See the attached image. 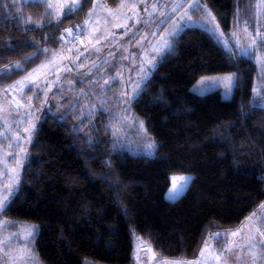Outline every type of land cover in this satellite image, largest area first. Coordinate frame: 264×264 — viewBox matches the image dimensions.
Masks as SVG:
<instances>
[{
	"label": "trees",
	"instance_id": "obj_1",
	"mask_svg": "<svg viewBox=\"0 0 264 264\" xmlns=\"http://www.w3.org/2000/svg\"><path fill=\"white\" fill-rule=\"evenodd\" d=\"M205 1L231 31L237 0ZM94 2L57 25L40 0H0V87L41 64L44 49L58 48L63 31L82 23ZM29 17L41 26L25 24ZM172 41L132 102L157 141L155 156L119 145L104 112L92 141L72 110L41 120L2 215L39 224L33 248L42 264H135L136 235L161 258H195L214 224L236 227L264 201V107L254 98V60L199 26ZM228 71L239 74L230 98L191 88L202 74ZM180 173L192 180L172 200L171 176Z\"/></svg>",
	"mask_w": 264,
	"mask_h": 264
},
{
	"label": "rangeland",
	"instance_id": "obj_2",
	"mask_svg": "<svg viewBox=\"0 0 264 264\" xmlns=\"http://www.w3.org/2000/svg\"><path fill=\"white\" fill-rule=\"evenodd\" d=\"M19 1L23 0H15ZM153 3L157 5L155 11L151 7ZM237 3L235 27L226 32L205 0H146V3L141 0H121L118 6L109 5L107 0H95L83 22L78 24L80 29H77L76 25L66 28H71L73 34L69 35L64 30L61 45L55 49L45 48L47 56L41 64L11 84L0 87V171H4L5 165L14 169L0 176V181L10 182L16 186V192L19 190L24 167L31 155L35 131L47 113L62 114L74 111L79 126L82 125L85 134L92 141L95 138L96 116L104 112L107 116L106 124L111 128L119 145L125 146L133 154L155 156L157 141L149 132L144 119L133 111L132 102L141 93L163 55L171 48L173 36L188 26L208 29L224 45L227 40L226 47H235L242 55L245 54L241 46L250 45L249 34L257 38L258 47L249 48L251 55L245 56L251 57L255 62L254 88H259L264 95V76L261 75L262 70L258 62V58L264 53V47L259 46V38L256 35L257 31L264 34V5L261 0H237ZM145 7L148 12L144 11ZM207 10H211L216 17L215 21L204 19ZM141 18L147 23H137ZM217 24L219 27L215 28ZM77 30L81 31L79 42L74 40ZM233 32L237 34L235 37L231 35ZM125 56L129 58L123 59ZM105 60L107 63H104ZM117 73L120 75L116 80L105 84L106 80ZM229 75L234 76L231 90L225 87V77ZM26 77L28 79H25ZM238 78L237 71L205 73L191 88L198 93L220 90L224 97L230 98ZM137 85L139 91L133 96ZM45 100L47 103H44ZM255 101L260 104L257 99ZM26 113L30 114L26 116ZM25 128L29 131L25 132ZM17 136L20 139L14 142ZM149 144L155 146L150 148ZM5 153L14 156L6 157ZM180 177H186L187 182L179 180ZM171 178L172 185L169 189L173 187L176 178V184L183 186L182 194L188 188L192 174H172ZM2 187L3 184L0 183V188ZM169 196L168 190L167 197ZM261 205H264V201L248 216L255 212L256 216L252 217V220L245 219L236 227L214 224L205 238L209 247L203 258L198 255L195 258L181 259L192 262L199 260L200 264H223V260L216 261L212 257L219 255L229 242L246 245L250 237H255L256 240L264 239L257 234V229L264 232V223L258 219L264 217V207ZM4 221L8 223H3ZM30 225H36L39 229L36 222L23 221L15 224L0 213V245L5 240L11 245L0 246V264H42L33 248L34 236L38 229L32 237L25 239ZM237 229H242L238 236L228 235ZM218 232L224 234L219 241L210 238V234ZM134 244L135 264H161V259L177 260L161 258L155 248L140 235H136ZM25 249L30 255H25L23 261L14 260L18 255H22L21 250ZM247 251V248L236 251L227 264H251ZM6 252L8 256H5ZM223 255L228 256V253L224 252Z\"/></svg>",
	"mask_w": 264,
	"mask_h": 264
},
{
	"label": "snow or ice",
	"instance_id": "obj_3",
	"mask_svg": "<svg viewBox=\"0 0 264 264\" xmlns=\"http://www.w3.org/2000/svg\"><path fill=\"white\" fill-rule=\"evenodd\" d=\"M86 0H40V3H42L44 5L45 8V12L47 13V15L49 17L54 18L55 22L57 23V25L59 24V22L61 21L62 17L63 18H67L72 16L73 14H75V12L81 10L82 8V4L85 3ZM142 3H146V0H141ZM13 3H15V0H13ZM261 4L264 5V0H261ZM152 10L155 11L157 5L155 3L152 4ZM191 7V6H190ZM145 12H148V8L145 7L144 9ZM149 15H151V13H149ZM163 15V13H162ZM185 16H187V12L185 13ZM183 18V17H182ZM204 19L206 21H215L216 17L211 13V10H207V15L204 17ZM53 22L52 19L46 21V23L51 24ZM25 24H33L36 25L37 27H40L41 25L38 24L36 21L32 20L31 17L28 18L27 21L24 22ZM137 23L140 24H146L147 21L143 20V18H141L140 20L137 21ZM247 24V22H245ZM77 29H80L79 25L75 26ZM219 25H215V28H218ZM65 32H67L69 35H72V29H65ZM245 32H247V27L245 28ZM221 35H223V33H221ZM231 35L233 37H235L237 34L235 32L231 33ZM257 37L259 38V46L264 47V34H261L259 31H257ZM249 39H250V45L248 47H242V51L244 52L245 55H251L249 48H257L258 47V41L257 38H253L251 37V34H249ZM225 46H227L228 42L227 40H225ZM127 49H125L126 51ZM44 51H47V49H44ZM97 51H100V49H97ZM82 55V54H81ZM129 57L125 56L123 57V59H128ZM258 62L261 66V75L264 76V53L261 54V56L258 58ZM104 63H107V60L104 61ZM149 63H151V61H149ZM17 67H21L20 64H17ZM68 71H70V69H67ZM141 71H143V68H141ZM120 74L117 73L116 76L111 77L109 80L105 81V84H109L112 81L116 80L117 77ZM25 79H28L27 77ZM234 76L233 75H229L227 77H225V87L228 90H231L232 88V82H233ZM17 83H21V82H17ZM39 87V86H37ZM29 90H31L29 88ZM139 91V85L136 86V89L133 92V96ZM253 93H254V98L257 99L260 103V106L264 107V95L261 94V90L259 88H254L253 89ZM123 95V94H122ZM44 103H47V100L44 101ZM50 111V109H49ZM30 114V113H26V116ZM32 128H35V124L32 125ZM25 132H28L29 129L25 128L24 129ZM20 137L17 136L15 138V141H19ZM31 139L29 138V143H31ZM18 146V144H17ZM154 144H149V147H154ZM14 156V154L11 153H5V156ZM14 171V169L9 168L7 165L4 166V171H0V176L5 175L7 172H11ZM176 178H174V182H173V187L171 189H169V198L172 200H175L176 198L179 197V195L181 194L182 188L183 186H178L175 182ZM179 180L184 181L185 183L187 182V178L186 177H180ZM0 183L3 184V187L0 188V213H2L3 211L7 210L8 205H9V201L11 199V197L13 195H15L16 193V186L13 185L10 182H4V181H0ZM19 180L17 178L16 180V184L18 185ZM261 207H264V205H261ZM256 213L254 212L252 214V216L247 217L246 220H252V217H255ZM260 220L261 223H264V217L262 218H258ZM3 223H8L7 221H4ZM38 229V226L36 225H30L28 226L27 229V235L25 236V239H29L30 237L33 236L34 232ZM242 231V229H237L234 232H230L228 233V235L230 236H238L240 234V232ZM257 234L261 237H264V232L259 231V229H257ZM224 236L223 233H212L210 234V238L219 241V239H221ZM3 247H11L10 243L5 240L3 241L2 245ZM209 245L207 243V241H205L204 243V247L201 248L200 253H199V257L203 258L205 256V252L208 249ZM245 248H247V255L250 258V262L251 264H264V239L262 240H256L255 237H250L249 241L247 242L246 245H242V244H238L236 242H229V244L226 245V247L224 249L221 250L219 255H215L212 257V259L216 260V261H221L223 260V264H227L228 259L235 256L236 251H243ZM22 251V255H18V257L14 258V260H19V261H23L24 260V256L25 255H30L28 250H21ZM227 252L228 256H224L223 253ZM5 256H8V253H5ZM32 258V257H30ZM237 259H239L237 257ZM161 264H200V261L197 260L195 262L192 261H184L183 259H177V260H166V259H161Z\"/></svg>",
	"mask_w": 264,
	"mask_h": 264
},
{
	"label": "built area",
	"instance_id": "obj_4",
	"mask_svg": "<svg viewBox=\"0 0 264 264\" xmlns=\"http://www.w3.org/2000/svg\"><path fill=\"white\" fill-rule=\"evenodd\" d=\"M81 31H76L75 32V34H74V40L76 41V42H79L80 41V35H81V33H80Z\"/></svg>",
	"mask_w": 264,
	"mask_h": 264
}]
</instances>
